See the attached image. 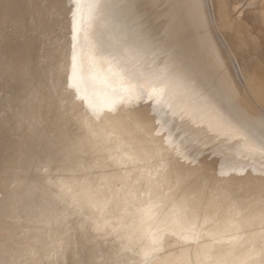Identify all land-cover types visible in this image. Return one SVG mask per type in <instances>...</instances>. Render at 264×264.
<instances>
[{"label":"bare ground","instance_id":"6f19581e","mask_svg":"<svg viewBox=\"0 0 264 264\" xmlns=\"http://www.w3.org/2000/svg\"><path fill=\"white\" fill-rule=\"evenodd\" d=\"M64 1L52 3L59 6ZM210 1L215 3L220 30L227 32L240 59L250 94L264 105V0H231L233 10L241 4L246 9L239 19L225 15L230 0H69L65 84L81 101L80 112L87 110L93 117L105 113L103 126L111 125L108 112L114 107L144 104L148 118L139 115L136 120L176 156L189 160L210 145L211 153L220 155L218 173L233 172L236 167L241 175L245 170L259 173L264 169V123L251 111L252 105L260 116L264 113L242 94L224 51L217 47L220 40L211 33ZM255 32L263 38L256 46V58L250 47H254ZM127 159L137 162L129 155ZM145 172L139 174L152 173ZM138 191L137 203L119 209L120 220L98 222L107 236L102 238L103 249L95 251L96 264H149L160 249L165 253L161 264H264V239L241 241L246 230L233 213L216 224L214 217H208V209L201 208L180 225L170 207L165 212L170 215L163 216L152 206L149 190ZM58 200L69 203L62 197ZM205 218L209 226L203 230ZM252 226L264 227V221ZM8 228L9 232L14 229ZM203 231L201 243L216 241L215 250L205 246V251L186 258V240L200 238ZM30 238L16 245L10 264H60L61 233L46 230ZM86 238L88 246L100 240L88 232Z\"/></svg>","mask_w":264,"mask_h":264},{"label":"water","instance_id":"95a60500","mask_svg":"<svg viewBox=\"0 0 264 264\" xmlns=\"http://www.w3.org/2000/svg\"><path fill=\"white\" fill-rule=\"evenodd\" d=\"M35 1L0 0V264H10L12 251H18L16 245L46 230L61 233L65 253L58 259L60 264H96L95 251L103 249L102 238L107 236L98 222L120 220L119 209L129 202L137 203L138 190L143 187L149 190L152 206L159 214L170 215L165 214L170 207L178 224L187 222L183 213L175 211L177 204L163 202L155 191L156 183L150 180L155 168L148 165L149 160L161 163L162 151L175 154L139 123L154 143L148 150L124 136L121 126H103L105 113L93 117L85 109L80 112L81 101L65 84L68 10L61 2L55 7L52 0L39 6ZM133 106L136 104L116 106L111 111ZM131 122L136 126L139 121ZM87 137L96 139L103 159L116 154L117 159L106 167L119 171L126 165L134 168L137 176L128 183H114L115 173L95 180L104 166H92L96 156ZM129 144L134 148H127ZM123 151L137 162L128 160ZM145 170L152 173L141 176ZM114 184L119 188L111 192ZM128 195L132 197L128 199ZM60 197L69 203L58 200ZM7 225L14 229L9 232ZM87 232L100 239L89 244L92 248L85 242ZM197 239L198 235L186 241L194 243ZM160 252L149 264H161Z\"/></svg>","mask_w":264,"mask_h":264},{"label":"rangeland","instance_id":"374dc122","mask_svg":"<svg viewBox=\"0 0 264 264\" xmlns=\"http://www.w3.org/2000/svg\"><path fill=\"white\" fill-rule=\"evenodd\" d=\"M230 2H226V6H228L229 8L226 7L225 15L228 14L227 17H230L231 19L233 17L239 19L241 15V18L244 17L246 9L243 7V5H238L233 10V7H231L233 1L230 0ZM35 3L36 6L41 5V3ZM71 4L72 3L69 2V0H66V2H62V6L65 5V7L67 6V8L70 7ZM209 5L210 6L208 12L210 15V21H212V36L215 39L216 37L219 38L218 40L220 41L218 42V44L225 52V59L231 66L230 70H232V73L236 77V83L239 86V89L241 90L242 94L245 95L248 99H250L253 104L256 103L258 109H260L261 112L264 113V105L262 103H259L250 94L251 85L249 86L245 82V78L242 75L243 71L240 67V59L237 58V53L233 50L229 43L227 32H225L224 29L220 30L221 26H218L221 24V21H219L216 17L217 15H215L217 14V11H214L217 10L215 3L210 1ZM129 8H131V6H129ZM227 10H229V12ZM237 13L241 14L237 15ZM216 21H218L219 23ZM258 36L259 35L256 34V40H253L254 47L250 45L251 48H254L252 53H255V58L257 57L256 50H258V47L256 46L258 43H260L258 45H261L263 40V38ZM258 39L259 42L257 41ZM254 87L257 91L260 90V88H258L259 86ZM261 95H264V93H261ZM123 110H120L118 108L115 112L111 113L107 121H109L110 123L112 122L111 124L121 126V132L124 133V136L129 139H132L133 141H139L138 143L140 144H138V146L142 145L141 149L153 147L154 143L151 141V138L149 136H146L145 132L141 129V126L138 124V122L136 123V126H134L131 122V120H136L137 118L141 117V115L143 116V119L148 118L146 105L140 104L133 107H127ZM127 110L129 112H126ZM254 110L256 109L252 105L251 111L254 112L255 116L257 114L260 116L261 113L257 112V110ZM259 116L258 119L264 123V115L262 114V117L260 116V118ZM87 138L88 139L86 140V142L90 145V151L93 153V155L96 156V161L92 164V166H104V169L101 172H98L97 176L95 177L97 179L95 180L102 181L104 180V178H108L109 174L114 175L115 173L116 175L114 176L116 177L113 179L114 183H128L131 178L135 176V169H128L126 165L122 167L123 169L119 171H115V167H106V164L109 165L110 162H113L117 159L116 154L112 153V156L110 158L103 159L104 152H101V154L98 153V150L99 148L101 149V147L99 144L95 143L96 139L93 137ZM219 141H221V139ZM133 146V144H129L126 147L134 148ZM207 146L210 147V145ZM205 147L203 146L201 148V152L203 150L202 154L201 152L199 153L201 154L202 158H200L201 156H199V154L194 153L193 158L185 160L183 158H180L179 156L162 151L161 153H159L164 156V159L161 163H157L154 161L152 162V160H149L148 165L153 166L155 168H153L154 172L150 177V180L156 183L155 191L164 200L163 202L168 203L169 201H171L174 204L180 205L179 212L183 213L184 217L187 220L192 218V216L194 215H198V211L201 208L208 209V215H210L208 217H210L211 219H213L214 217L215 220H213L216 224L220 223V221H217L218 219L221 220L220 217L225 216V214L233 213V215H236V219L242 220V227L246 230L241 236V241L264 239V229H261L264 228L262 227L263 224L262 226H259L260 228L256 229L252 226L254 224H260V222L264 221V169L260 170L259 173H254L252 171L246 172L245 170L244 173H242L241 175L240 173H236L238 172V168L236 167V170H234L233 172H227L224 174L218 173L217 168L218 163L220 161V155L211 153L213 151H210L211 149L209 150V147ZM146 150H148V148ZM203 153H206V155H204ZM118 188L119 186L114 184V186L111 188V192H115ZM93 195L95 194L92 193V196ZM213 220L210 221L213 222ZM202 226L203 230H206V227L209 226V223L204 222ZM204 233L205 231L200 232V238L197 239V241L195 242L196 244L200 243L199 245H194L195 247L191 246V241H188L184 245L185 247L183 248V252L186 258H190L195 254H199L201 251H205V246L211 245L210 252L215 250L213 245L216 243L218 244V242L212 241V243H201L204 240ZM162 253H164V251L160 252V254Z\"/></svg>","mask_w":264,"mask_h":264},{"label":"snow or ice","instance_id":"6c2138e0","mask_svg":"<svg viewBox=\"0 0 264 264\" xmlns=\"http://www.w3.org/2000/svg\"><path fill=\"white\" fill-rule=\"evenodd\" d=\"M74 2H75V0H74Z\"/></svg>","mask_w":264,"mask_h":264}]
</instances>
